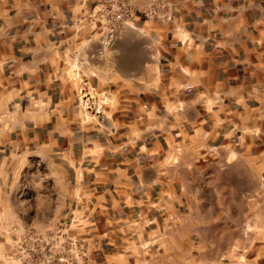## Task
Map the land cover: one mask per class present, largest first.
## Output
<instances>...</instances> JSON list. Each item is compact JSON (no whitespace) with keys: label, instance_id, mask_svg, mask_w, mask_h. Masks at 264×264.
Instances as JSON below:
<instances>
[{"label":"crops","instance_id":"crops-1","mask_svg":"<svg viewBox=\"0 0 264 264\" xmlns=\"http://www.w3.org/2000/svg\"><path fill=\"white\" fill-rule=\"evenodd\" d=\"M82 1L0 0V191L23 192L17 162L53 163L102 264H264V0H164L111 45ZM144 242L145 261L107 245Z\"/></svg>","mask_w":264,"mask_h":264},{"label":"rangeland","instance_id":"rangeland-1","mask_svg":"<svg viewBox=\"0 0 264 264\" xmlns=\"http://www.w3.org/2000/svg\"><path fill=\"white\" fill-rule=\"evenodd\" d=\"M90 90L99 103H101L103 97L99 94V91L93 87H90ZM77 106L89 115H99L97 112H90L82 106L80 107L79 100H77ZM98 109L102 111L101 108ZM168 164L173 165L170 168L173 169L172 172L174 174L182 171L179 153L173 155ZM16 166L18 172L25 175V177L17 179L16 185L21 188L23 187L24 190L23 192H17V189L15 190L13 186L15 184H13L11 186L14 189L13 192L2 193L0 191V264H24L19 259L20 254L18 251H20V248L17 239L24 233L23 231L26 227L33 226L45 231L66 225L70 226L71 230H74L79 237H87L89 241L92 261L84 263L80 255L76 258L74 257V260H77L78 264H102L106 242H104V238L99 236L98 231L93 229L94 225L90 223V217L88 219V211L86 212L83 206L79 204V209H74V212L70 209L62 211L58 207L59 195L55 193V190L61 189L62 192L63 190L66 191L64 192L65 195H62L61 198L69 197L70 194L67 192L68 187L64 183H60L58 177L54 178L55 167L53 163L38 162L34 157L28 162H17ZM213 166L214 164L211 163L206 168H214ZM75 198L80 199L78 195ZM130 228L124 227V232L122 233L126 234V236L128 234L131 235L132 231ZM107 245H109V251L111 252L120 250L122 253L127 251V254H131L135 250L136 254L141 253V255L147 256L141 258L143 261L145 259L149 260V253L152 250L150 249L151 243L148 242H144L142 246L128 243L119 247L115 244ZM120 261L121 264H133L131 257L130 259L127 257L120 258ZM136 262V264H139V261ZM61 264H70V262H62ZM141 264L144 263L142 262Z\"/></svg>","mask_w":264,"mask_h":264},{"label":"built area","instance_id":"built-area-1","mask_svg":"<svg viewBox=\"0 0 264 264\" xmlns=\"http://www.w3.org/2000/svg\"><path fill=\"white\" fill-rule=\"evenodd\" d=\"M82 4L87 10H84L81 22L92 25L99 33L101 42L108 45L113 44L120 31L130 25L136 17L149 19L167 15V4L164 0H151L147 3L138 0H83ZM78 100L80 107L90 112H100L98 108H101V105L89 86L82 85ZM71 229L68 225L45 231L33 226L26 227L17 239L20 248L19 259L24 264H78L74 257L80 255L82 262L90 263L91 250L87 237H79Z\"/></svg>","mask_w":264,"mask_h":264}]
</instances>
